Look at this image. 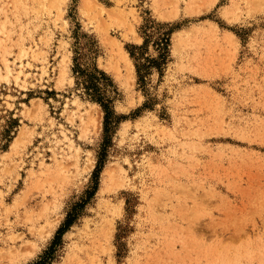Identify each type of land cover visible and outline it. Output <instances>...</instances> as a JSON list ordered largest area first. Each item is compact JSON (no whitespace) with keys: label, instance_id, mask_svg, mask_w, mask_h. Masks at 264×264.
Listing matches in <instances>:
<instances>
[{"label":"rangeland","instance_id":"obj_1","mask_svg":"<svg viewBox=\"0 0 264 264\" xmlns=\"http://www.w3.org/2000/svg\"><path fill=\"white\" fill-rule=\"evenodd\" d=\"M0 264H264V0H0Z\"/></svg>","mask_w":264,"mask_h":264},{"label":"trees","instance_id":"obj_2","mask_svg":"<svg viewBox=\"0 0 264 264\" xmlns=\"http://www.w3.org/2000/svg\"><path fill=\"white\" fill-rule=\"evenodd\" d=\"M169 31H164L155 41V45L158 49V57L157 58H151L147 59L150 62L154 63L155 60L159 61V58H163L165 56V51L167 47V43L169 40ZM144 43L136 46L137 49H143L145 48L148 38L150 37L149 34L145 35ZM131 56H134L135 58V67L137 71V75L139 76V79L142 78V75L140 74L141 65L143 63H140L138 60L139 53H133L131 51ZM72 71L75 76V82L77 85H80L83 88L84 93L90 97L91 99L95 100L100 104L104 111V143L108 140V133L110 131L111 123H113L118 116L114 115L113 111V97L108 93L109 89H112L111 87H114V83L103 71L102 69H99L95 62H91L89 64H82L81 61H79L78 56L73 57V65H72ZM91 193V192H90ZM76 207H73L71 211L68 213L67 218L65 222L63 223V226L59 228L58 233H61L66 227H68L73 218L76 215L75 210Z\"/></svg>","mask_w":264,"mask_h":264},{"label":"bare ground","instance_id":"obj_3","mask_svg":"<svg viewBox=\"0 0 264 264\" xmlns=\"http://www.w3.org/2000/svg\"><path fill=\"white\" fill-rule=\"evenodd\" d=\"M128 66H129V68H132L133 69V64H132V62H131V60H130V58L128 57ZM6 68L8 69L9 68V66L6 64ZM129 71V70H128ZM131 71V70H130ZM129 71V72H130ZM132 72V71H131ZM133 73V72H132ZM127 74H128V72H127ZM127 74H126V76H127ZM130 74V73H129ZM128 74V75H129ZM107 235V234H106Z\"/></svg>","mask_w":264,"mask_h":264}]
</instances>
